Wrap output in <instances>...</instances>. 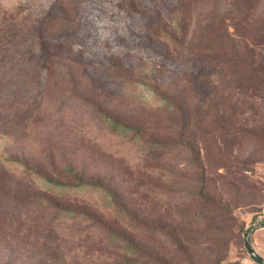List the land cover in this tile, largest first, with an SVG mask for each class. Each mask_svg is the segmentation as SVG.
<instances>
[{"label": "rangeland", "instance_id": "rangeland-1", "mask_svg": "<svg viewBox=\"0 0 264 264\" xmlns=\"http://www.w3.org/2000/svg\"><path fill=\"white\" fill-rule=\"evenodd\" d=\"M246 239L264 259V0H0V264H258Z\"/></svg>", "mask_w": 264, "mask_h": 264}, {"label": "trees", "instance_id": "trees-1", "mask_svg": "<svg viewBox=\"0 0 264 264\" xmlns=\"http://www.w3.org/2000/svg\"><path fill=\"white\" fill-rule=\"evenodd\" d=\"M215 63V62H214ZM231 66H233L232 64H230ZM253 61L251 60L250 62H248L247 64V70H252L254 72L258 71L259 69L258 68H254L253 67ZM216 66H218V70L217 71H214V75L210 74L209 77L207 78L208 79V85H209V88H208V91L206 93V101L208 102V106L211 105L215 100V94L217 93L216 91V85L218 84L217 82L214 81V78H220V74H221V68H220V62L216 63ZM230 69V68H227V70ZM233 68H231V74L235 73V71H232ZM245 71V73H246ZM249 72V71H248ZM217 73L216 76H219V77H216L215 74ZM215 76V77H214ZM235 77L237 80V86H236V93L240 92V90L242 91V89L244 88L243 86V80H245V76L240 74L239 77L237 76H233ZM217 79V80H218ZM222 80V78L220 79ZM211 81L215 82V84L211 83ZM102 119L109 125V127H111L112 129H114L115 131H119L121 133H124V134H129V133H132L133 135H138L140 134L141 132V129L137 126H133V125H130V124H127V123H123L122 121H120L118 118H115L113 116H110L108 114H103L102 115ZM227 122V121H226ZM153 145L155 146H162V144L160 142H157V141H153L152 142ZM13 161H16L18 162L16 159H13ZM21 163V162H20ZM24 167H26L27 171L30 172V168L27 166V164H23ZM50 183L52 184H55V185H58V186H61V187H74V186H77V187H84L86 185V183H78L76 185H68L66 183H62V182H54L52 180H49L47 179ZM88 185H91L93 186V184H88ZM43 199V198H42ZM58 211H66L67 213L69 214H76L77 217H88L89 216H92L93 214L90 213L89 211H87L86 209H79L78 211H74L72 209H70L69 207H61L59 206L58 207ZM251 227H249L247 230H250ZM114 235V233H112ZM123 239L125 238L127 240V243L130 245V247H134L135 248V245H134V242L132 240H130L129 238H126V237H122ZM258 264H262L261 262H259L254 256L252 257Z\"/></svg>", "mask_w": 264, "mask_h": 264}, {"label": "water", "instance_id": "water-1", "mask_svg": "<svg viewBox=\"0 0 264 264\" xmlns=\"http://www.w3.org/2000/svg\"><path fill=\"white\" fill-rule=\"evenodd\" d=\"M245 247L249 250V252L259 261L261 262L262 264H264V259L261 258L253 248H251L248 240L246 239V242H245Z\"/></svg>", "mask_w": 264, "mask_h": 264}, {"label": "crops", "instance_id": "crops-1", "mask_svg": "<svg viewBox=\"0 0 264 264\" xmlns=\"http://www.w3.org/2000/svg\"><path fill=\"white\" fill-rule=\"evenodd\" d=\"M260 246H261L262 249H264V244H261ZM258 247H259V246H258Z\"/></svg>", "mask_w": 264, "mask_h": 264}]
</instances>
